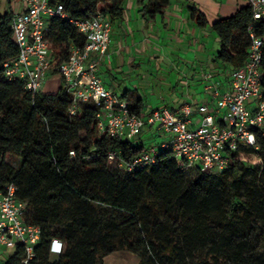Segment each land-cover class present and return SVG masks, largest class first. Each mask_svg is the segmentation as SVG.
Returning a JSON list of instances; mask_svg holds the SVG:
<instances>
[{"label": "trees", "instance_id": "1", "mask_svg": "<svg viewBox=\"0 0 264 264\" xmlns=\"http://www.w3.org/2000/svg\"><path fill=\"white\" fill-rule=\"evenodd\" d=\"M125 1L57 0L69 17L49 21L52 74L58 75L71 47L85 46L70 19L102 12L111 22L120 20ZM168 5L169 0H138L146 18ZM190 12L206 26L204 14ZM13 17L0 13V186L17 187V197L27 204L25 222L41 229L28 264H103L119 251L137 256L138 264H264V138L257 135L258 150L230 153L220 175L185 172L169 151L155 164L127 173L110 162V154L131 162L147 147L101 135L97 105L81 104L71 115L73 101L63 85L56 93L33 94L22 81L5 79L4 64L19 53ZM252 21L251 8L244 6L212 24L220 41L215 62L230 70L245 63L251 34L264 37V24L251 32ZM129 109L141 116L139 107ZM8 155L20 164L10 165ZM54 240L62 243V252L53 259ZM12 250L5 264H24V247Z\"/></svg>", "mask_w": 264, "mask_h": 264}, {"label": "built area", "instance_id": "2", "mask_svg": "<svg viewBox=\"0 0 264 264\" xmlns=\"http://www.w3.org/2000/svg\"><path fill=\"white\" fill-rule=\"evenodd\" d=\"M19 1L25 9L13 17L11 25L19 53L4 64V77L10 82L22 81L27 92L36 94L53 71L52 47L47 38L49 21L69 16L57 0ZM240 1L252 10V32L256 25L264 24V0ZM70 22L85 37V46L71 47L68 60L57 68L73 101L70 114L76 115L81 104L92 103L99 108L96 120L101 135L135 141L149 126L164 136L161 143L147 147L131 162L110 154L113 165L133 173L155 164L162 152L169 151L185 172L220 175L229 166L230 153L242 147L259 149L257 135L264 138V37L251 34L247 60L241 67L227 70V83L214 82L213 74L204 76L213 107L189 103L177 112L159 109L145 118L133 113L129 102L108 90L100 77L96 58L102 59L108 52L111 19L98 12L91 18ZM17 192L13 184L0 186V247L22 245L24 264H28L35 257L41 229L25 222L27 204L19 200ZM61 252L62 243L54 240L51 253Z\"/></svg>", "mask_w": 264, "mask_h": 264}, {"label": "crops", "instance_id": "3", "mask_svg": "<svg viewBox=\"0 0 264 264\" xmlns=\"http://www.w3.org/2000/svg\"><path fill=\"white\" fill-rule=\"evenodd\" d=\"M244 6L240 0H169L162 14L146 18L138 0H126L123 18L112 22L106 56L96 58L105 87L139 107L145 118L159 109L177 112L189 103L213 107L204 76L213 74L214 82L224 84L230 68L215 62L220 41L211 26ZM191 8L204 14L205 27L192 18ZM24 9L19 0H0V13L15 16ZM62 83L59 75H49L42 91H58ZM137 141L149 147L163 138L148 126Z\"/></svg>", "mask_w": 264, "mask_h": 264}, {"label": "rangeland", "instance_id": "4", "mask_svg": "<svg viewBox=\"0 0 264 264\" xmlns=\"http://www.w3.org/2000/svg\"><path fill=\"white\" fill-rule=\"evenodd\" d=\"M56 74H50V76H54ZM49 81H52V78H50ZM63 84V83H62ZM57 89V88H56ZM54 88L47 89L48 93H56L57 90ZM164 138V136L162 137ZM7 162L10 165L13 166H18L20 164V159L13 156V155H8L7 156ZM255 164L263 167L262 160H255ZM194 173H192L193 175ZM13 248L8 249L5 247H0V264H5L6 261L8 260L9 256L13 253ZM52 258H55V255L52 256ZM140 262V259L126 251H119L114 254L108 255L103 259V264H138Z\"/></svg>", "mask_w": 264, "mask_h": 264}]
</instances>
